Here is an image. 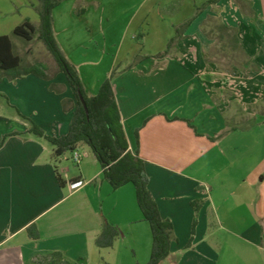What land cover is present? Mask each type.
Instances as JSON below:
<instances>
[{
	"label": "crops",
	"instance_id": "0c3cea01",
	"mask_svg": "<svg viewBox=\"0 0 264 264\" xmlns=\"http://www.w3.org/2000/svg\"><path fill=\"white\" fill-rule=\"evenodd\" d=\"M210 1L63 0L54 33L89 96L116 73L130 151L144 160L160 215L173 224L163 264H264V0H218L168 50L176 28ZM39 8L0 4V37H11L14 51L15 29L28 20L38 27ZM210 16L238 31L257 71L233 76L204 60ZM36 64L45 77L13 79L0 69V264L80 263L98 253L106 223L120 231L116 264H148L153 236L134 185L113 189L85 145L76 164L30 132L35 124L66 136L77 110L59 67L26 66Z\"/></svg>",
	"mask_w": 264,
	"mask_h": 264
},
{
	"label": "trees",
	"instance_id": "16d2710c",
	"mask_svg": "<svg viewBox=\"0 0 264 264\" xmlns=\"http://www.w3.org/2000/svg\"><path fill=\"white\" fill-rule=\"evenodd\" d=\"M63 0H40L38 9L40 17L39 27H35L29 20L18 26L14 35L31 42L35 37L41 41L51 54L59 69L65 74L68 83L72 87L77 101L75 118L69 133L61 138L47 136L37 125L33 124L30 132L45 137L54 147L55 155L64 156L67 153H74L81 145H86L92 151L103 168L104 178L113 189H120L128 184L134 185L136 189L137 202L143 213L144 219L151 226L153 245L151 258L148 264H163L171 256V244L174 240L173 224L163 220L158 205L149 190V178L145 170V162L138 155L130 151L129 142L122 124L121 112L116 100L113 88L114 72L110 78L106 79L97 95L89 96L85 90L84 83L76 67L70 63L57 42L54 33V9ZM239 2V0H236ZM218 0H212L198 8L195 15L185 24L176 28V35L170 41L168 50L173 48L179 40L183 39L190 24L209 5H214ZM244 9L243 4H238ZM208 24L211 30H206ZM204 34L209 40H213L224 45V50L239 51L242 62L239 66H233L231 70H223L233 76H238L242 72L257 71L258 67L244 51L240 44L238 31L223 24L215 17H208L204 23ZM217 34V35H216ZM226 53V52H225ZM168 52L157 56L164 57ZM231 64L233 58L224 55ZM204 60L207 63H214L220 66V61L212 53L204 52ZM23 60L15 54L14 44L11 37H0V69L10 78L16 79L27 75H37L45 77L44 67L41 64L33 66H23ZM80 96L83 97L86 108ZM61 184L64 182L59 177ZM193 206L198 211L197 204ZM197 225L195 222L194 227ZM33 230L35 232L33 233ZM34 239L39 238V233L35 227L29 229ZM120 236L118 228L106 223L102 233L96 240L98 248H112Z\"/></svg>",
	"mask_w": 264,
	"mask_h": 264
},
{
	"label": "rangeland",
	"instance_id": "374dc122",
	"mask_svg": "<svg viewBox=\"0 0 264 264\" xmlns=\"http://www.w3.org/2000/svg\"><path fill=\"white\" fill-rule=\"evenodd\" d=\"M59 1V0H58ZM0 4H40V0H0ZM39 27V25H38ZM212 27L210 24H208V27H206V30H211ZM217 35V34H216ZM14 40L17 44V48L15 52L19 54L22 57V60L24 62V66L35 64V63H44L46 67L50 70L49 74H53L55 72V69L58 65L51 56V54L47 51L44 44L37 39V37L34 38L32 43L25 41L22 38H19L17 36H14ZM210 43L207 45L206 52L212 53V55L216 56L217 59L220 61V66H217L219 69L223 70H231L233 66H239L242 62L241 54L239 51H228L224 50V45L219 44L213 40H209ZM226 52V53H225ZM224 55H227V57H235L233 58V61L231 64L228 63V59H224ZM232 59V58H231ZM251 72L250 70L247 72H242L241 75H246ZM8 113H11V111L8 109ZM90 153L92 151L87 147L84 146ZM132 186V185H130ZM109 199H106V205L104 206V214L107 213V208L109 206ZM113 248V247H112ZM112 248H98V253L96 255H91L90 258H86L83 261H78L80 263L76 264H116V260L114 259V255L112 254L111 249ZM125 258V256L123 257ZM122 260H125L123 259Z\"/></svg>",
	"mask_w": 264,
	"mask_h": 264
},
{
	"label": "built area",
	"instance_id": "2783aa9c",
	"mask_svg": "<svg viewBox=\"0 0 264 264\" xmlns=\"http://www.w3.org/2000/svg\"><path fill=\"white\" fill-rule=\"evenodd\" d=\"M83 154L79 151H75L73 153V160L76 164H80L81 160H82ZM81 185V183H76V184H72V189H76L77 187H79Z\"/></svg>",
	"mask_w": 264,
	"mask_h": 264
},
{
	"label": "water",
	"instance_id": "95a60500",
	"mask_svg": "<svg viewBox=\"0 0 264 264\" xmlns=\"http://www.w3.org/2000/svg\"><path fill=\"white\" fill-rule=\"evenodd\" d=\"M80 99H81V101H82V103H83L84 107L86 108V103H85V101H84L83 97H82V96H80ZM86 111H87V113H88V110H87V108H86Z\"/></svg>",
	"mask_w": 264,
	"mask_h": 264
}]
</instances>
